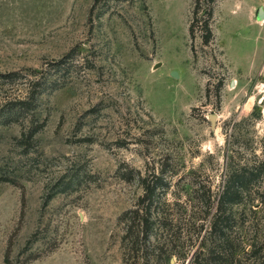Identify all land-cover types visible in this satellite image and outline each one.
I'll list each match as a JSON object with an SVG mask.
<instances>
[{"label":"rangeland","instance_id":"374dc122","mask_svg":"<svg viewBox=\"0 0 264 264\" xmlns=\"http://www.w3.org/2000/svg\"><path fill=\"white\" fill-rule=\"evenodd\" d=\"M260 9L0 0V74L54 82L25 115L0 112V264H189L232 171L246 194L231 206L237 232L263 248ZM4 82L2 96L28 89ZM150 203L160 257L131 241Z\"/></svg>","mask_w":264,"mask_h":264},{"label":"trees","instance_id":"16d2710c","mask_svg":"<svg viewBox=\"0 0 264 264\" xmlns=\"http://www.w3.org/2000/svg\"><path fill=\"white\" fill-rule=\"evenodd\" d=\"M37 75V72L22 74L17 71L0 74V79L5 81L4 84L25 83L28 86L25 95H21V92L6 94V96L0 94V112L7 108L6 113H8V116L10 115L9 120L15 119L14 117L17 115H25L29 112L34 107L36 95L43 92L49 85H53L54 82L45 77L44 73L43 76ZM0 91L3 90L0 89ZM243 190L244 186L243 182H240L239 174L232 171L225 185V192L220 199L219 210L211 223V229L202 236L200 244L190 257L189 264H244L240 260L242 256H250L256 261L255 263L250 260L246 264H264V247L259 248L260 246L251 243L246 246L243 237L236 229L238 220L231 206L245 197V190ZM132 220L134 222L132 221V225L129 226L133 236L132 246L135 247L143 242L145 249H151L154 254L157 253L159 257L162 256L166 244H161L163 245L161 246L160 244L152 243L151 245V243H148L155 228L152 204L148 205L147 214L140 217L139 213L136 212ZM162 226L165 227V222L162 223ZM171 257L172 255L169 256V259ZM156 264L166 263L159 260ZM167 264H170V260Z\"/></svg>","mask_w":264,"mask_h":264},{"label":"water","instance_id":"95a60500","mask_svg":"<svg viewBox=\"0 0 264 264\" xmlns=\"http://www.w3.org/2000/svg\"><path fill=\"white\" fill-rule=\"evenodd\" d=\"M259 16H260V18H262V16H264V10L263 9H260ZM211 120L213 122H215V120H216L215 116L211 117Z\"/></svg>","mask_w":264,"mask_h":264}]
</instances>
